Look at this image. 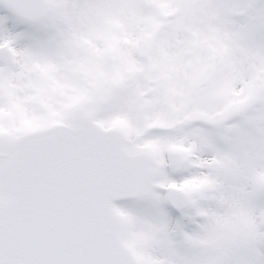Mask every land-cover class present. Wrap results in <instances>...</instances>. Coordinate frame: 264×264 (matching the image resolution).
Wrapping results in <instances>:
<instances>
[{"label": "snow or ice", "instance_id": "6c2138e0", "mask_svg": "<svg viewBox=\"0 0 264 264\" xmlns=\"http://www.w3.org/2000/svg\"><path fill=\"white\" fill-rule=\"evenodd\" d=\"M0 264H264V0H0Z\"/></svg>", "mask_w": 264, "mask_h": 264}]
</instances>
